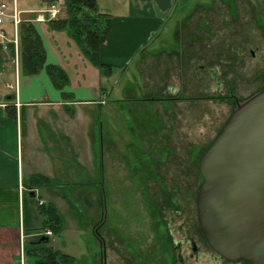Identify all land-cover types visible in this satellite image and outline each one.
Instances as JSON below:
<instances>
[{
	"label": "rangeland",
	"instance_id": "rangeland-1",
	"mask_svg": "<svg viewBox=\"0 0 264 264\" xmlns=\"http://www.w3.org/2000/svg\"><path fill=\"white\" fill-rule=\"evenodd\" d=\"M99 1L108 6L113 0ZM175 3L176 11L162 18L167 56H158L159 62L148 57L140 72L131 53L107 56L115 69L105 85L112 89L110 119L96 109L82 128L80 139L90 143L85 150L90 149L89 165L74 177L72 189L58 190L74 206L67 198L58 200L62 233L49 242L76 264H214L210 252L190 257L186 240L190 230L192 235L198 230V165L232 115V92L242 102L264 89V0ZM16 5L21 15L25 9L40 12L44 2L16 0ZM109 18L113 31L117 26ZM5 24L12 33L9 20ZM112 31L106 38L110 42ZM132 45L127 39V50ZM158 46L153 47L167 50ZM8 56L14 85L16 66ZM123 91L139 101L116 103ZM159 96L168 102L153 100ZM165 206L170 212L163 211Z\"/></svg>",
	"mask_w": 264,
	"mask_h": 264
},
{
	"label": "crops",
	"instance_id": "crops-1",
	"mask_svg": "<svg viewBox=\"0 0 264 264\" xmlns=\"http://www.w3.org/2000/svg\"><path fill=\"white\" fill-rule=\"evenodd\" d=\"M43 2L41 13L25 9L20 15L24 17L20 18L37 29L45 66L60 68L67 76V83L57 89L45 69L34 76L20 75L17 46L16 50L13 47L12 59L17 71L13 85L9 49L0 51V76H4L5 90L0 96V264L33 263L34 259L26 251L28 246L38 244V234L43 233L39 202L53 207L61 220L58 200L67 198L66 202L74 206L70 198L60 195L58 190L63 192L64 186L68 191L72 189L74 177L79 176L85 164L89 165L90 149L85 150L90 143L80 139L85 131L82 128L96 109L100 113L103 110L109 119L111 115L108 100L112 89L108 90L105 85L114 76L115 69L108 77L83 55L68 29H53L51 22L67 18L62 0ZM175 2L181 7L184 0H113L108 6H102L97 0L100 18L111 17L112 24L117 26L111 29L114 41L106 39L100 48V63L112 68L107 56L121 50L124 54L131 53V61L136 58L134 68L140 72L139 65L148 57L158 61V56H167L170 46L163 42L168 38V29L163 27L162 18L176 11L173 10V6H177ZM51 6L58 10L57 18L52 20L48 17ZM34 13L36 16H29ZM39 18L44 21H38ZM8 38H11L9 32ZM127 39L133 42L129 50ZM157 43L167 50L154 48ZM127 68L128 65L124 72ZM121 101L135 103L139 100L128 97L127 91H123V97L115 100L116 103ZM130 149L132 146L125 148Z\"/></svg>",
	"mask_w": 264,
	"mask_h": 264
},
{
	"label": "water",
	"instance_id": "water-1",
	"mask_svg": "<svg viewBox=\"0 0 264 264\" xmlns=\"http://www.w3.org/2000/svg\"><path fill=\"white\" fill-rule=\"evenodd\" d=\"M198 171L196 213L208 246L227 261L264 264V89L237 104Z\"/></svg>",
	"mask_w": 264,
	"mask_h": 264
},
{
	"label": "trees",
	"instance_id": "trees-1",
	"mask_svg": "<svg viewBox=\"0 0 264 264\" xmlns=\"http://www.w3.org/2000/svg\"><path fill=\"white\" fill-rule=\"evenodd\" d=\"M66 19L51 22L53 29L61 31L65 28L71 32V38L80 47L81 52L96 67L102 69L108 77L113 70L99 61V51L107 36L111 32L110 18L97 14V0H62ZM9 54L14 57L13 46H8ZM18 62L19 73L24 76L38 75L45 69L57 89H61L67 83V76L60 68L45 66V54L42 48L41 37L31 23L22 22L18 34ZM101 160V159H100ZM39 181V180H36ZM43 224L41 235L51 233V237L60 236L62 233V222L55 209L42 204L38 207ZM157 215V214H156ZM37 238V240L39 239ZM96 239L98 234L96 235ZM48 244H32L28 246L26 254L33 258L32 264H76L74 257L55 251Z\"/></svg>",
	"mask_w": 264,
	"mask_h": 264
},
{
	"label": "flooded vegetation",
	"instance_id": "flooded-vegetation-1",
	"mask_svg": "<svg viewBox=\"0 0 264 264\" xmlns=\"http://www.w3.org/2000/svg\"><path fill=\"white\" fill-rule=\"evenodd\" d=\"M200 68V66H199ZM202 68V67H201ZM263 89H260L258 90L257 92L261 91ZM257 92H255L254 94H256ZM253 94V95H254ZM173 95V94H172ZM251 95V96H253ZM167 97V95H165ZM175 94L172 96L174 97ZM167 98L171 99V96H168ZM231 98L232 100L235 102L234 105L229 108V112L230 114L233 113V108L235 109L237 104L240 103V99L237 98V96H235V94L232 92V95H231ZM249 98V97H248ZM176 99V98H175ZM174 99V100H175ZM204 99V98H203ZM152 100V99H151ZM153 100H156L157 102H168L167 99L165 98H162V97H157V98H153ZM247 100V99H246ZM245 101V100H244ZM243 102V101H242ZM231 116V115H230ZM131 150V149H130ZM132 151H135V150H132ZM133 160H137L136 158H133ZM157 177H159V170H158V167H157ZM157 184H159V181L157 182ZM167 207V206H165ZM157 208V207H156ZM167 209H169V212H170V208L167 207L165 208L163 211H166ZM173 209L172 208V213H173ZM157 212H158V209H156ZM178 214H180V212H178ZM195 217H196V223H197V234L196 235H192L191 234V230L189 231V234L187 235L186 237V240H187V243L188 245L190 246V250H189V256L192 257L198 253H200L201 255H207L208 252L211 253V257L213 258V263L214 264H250V262H247L245 260H236V261H227L225 260L224 258H222L220 255H218L217 253H215L207 244L202 232H201V229L199 227V224H198V219H197V213H196V202H195ZM156 218L158 220V222H162L163 220L161 219V217L159 216V212L157 213L156 215ZM102 241V240H101ZM178 253L180 251V247L178 246ZM180 255V254H179ZM181 257V256H180ZM183 262V259L180 258L179 260V263H182Z\"/></svg>",
	"mask_w": 264,
	"mask_h": 264
},
{
	"label": "built area",
	"instance_id": "built-area-1",
	"mask_svg": "<svg viewBox=\"0 0 264 264\" xmlns=\"http://www.w3.org/2000/svg\"><path fill=\"white\" fill-rule=\"evenodd\" d=\"M48 15L49 19H56L58 15L57 7L51 6L48 10ZM6 19L9 20L12 27L11 38H8V31L5 28ZM38 21H44V18H39ZM20 24L21 18L20 12L17 10L16 0H0V51L7 52L9 44H12L16 50L18 46V31ZM41 204L42 203L39 202V205ZM46 234L48 236L51 235L50 232Z\"/></svg>",
	"mask_w": 264,
	"mask_h": 264
}]
</instances>
